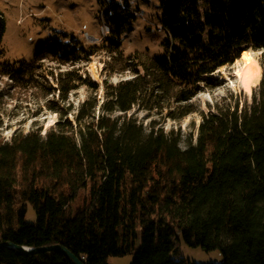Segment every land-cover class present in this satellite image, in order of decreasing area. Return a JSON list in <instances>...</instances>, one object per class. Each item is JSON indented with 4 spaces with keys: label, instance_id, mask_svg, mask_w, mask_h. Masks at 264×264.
<instances>
[{
    "label": "trees",
    "instance_id": "1",
    "mask_svg": "<svg viewBox=\"0 0 264 264\" xmlns=\"http://www.w3.org/2000/svg\"><path fill=\"white\" fill-rule=\"evenodd\" d=\"M159 3L168 38L166 54L155 58L120 51L121 34L135 19L126 0H101V17L112 29L102 45L56 37L33 62L17 64L4 61L7 21L0 12V75L59 116L44 136L37 126L0 140V243L60 244L86 264H109L132 253L142 227L132 264H194L172 258L180 255L179 238L220 250L219 264H264V71L251 104L241 108L231 95L201 113L196 143L186 149L174 130L155 123L145 129L128 115L136 107L176 121L196 113L192 100L216 84L219 69L264 49V0ZM101 51L111 57L108 68L133 74L118 84L105 81L101 102L100 86L76 69L49 72L56 86L45 78L44 59L75 64ZM79 86L94 94L71 123L68 99ZM29 206L35 223L27 221ZM0 264L72 263L59 252L3 247Z\"/></svg>",
    "mask_w": 264,
    "mask_h": 264
},
{
    "label": "rangeland",
    "instance_id": "2",
    "mask_svg": "<svg viewBox=\"0 0 264 264\" xmlns=\"http://www.w3.org/2000/svg\"><path fill=\"white\" fill-rule=\"evenodd\" d=\"M111 1V0H106ZM124 1V0H121ZM130 11L135 15L133 25L127 27L121 34L120 51L125 57L136 52L145 53L151 58L166 54L165 42L168 35L163 30V11L159 0H126ZM101 0H0V12L7 21V32L4 37L3 47L5 60L11 64L21 61L33 62L36 51L46 46L56 37L64 42H70L73 38L87 47L102 45L103 40L110 34L111 27L105 24L101 17ZM106 27L109 31H106ZM251 52V57L262 67L264 71V49ZM111 57L106 51H101L89 57L85 62H69L60 65L55 60L44 59L43 70L45 78L56 86V82L49 75L76 69L84 78L91 80L100 86L96 93L97 100L103 101L105 81L118 84L129 80L133 74L129 70H122L117 66L115 70L108 68ZM240 60V59H238ZM237 60V61H238ZM219 69L215 75L216 80L212 88L201 89V92L192 100L196 113L182 120H172L167 112L162 115L145 112L138 107L128 115L137 118L138 123L148 129L155 123L165 132L174 130L181 135V148L186 149L190 140L196 143L198 127L201 122V113L212 111L217 101L233 95V102L239 101L240 107L251 104L254 87L250 94L240 88V80L235 71L241 69L240 62ZM93 91L87 87H77L71 92L68 104L73 109L68 119L74 123L73 117L81 104ZM57 100V99H56ZM42 101V102H40ZM43 100H39L32 94L23 91L17 93L13 82L0 75V140L9 141L15 131L24 133L33 128L41 127L44 136L48 131L55 129L59 116L50 112L43 106ZM89 190L87 193H90ZM86 193H82L80 198ZM80 204L77 199L76 205ZM27 221L36 222V214L32 206L28 207ZM143 228L139 227L133 234V251L124 257H112L109 264H132L136 252L142 245ZM180 247V255L172 256L175 260H188L194 264H219L224 261L220 250L207 252L200 248H192L185 244L181 238L176 241Z\"/></svg>",
    "mask_w": 264,
    "mask_h": 264
},
{
    "label": "bare ground",
    "instance_id": "3",
    "mask_svg": "<svg viewBox=\"0 0 264 264\" xmlns=\"http://www.w3.org/2000/svg\"><path fill=\"white\" fill-rule=\"evenodd\" d=\"M242 64L241 69L235 71L236 77L240 80V88L247 94H250L252 89L256 87L263 75L262 67L251 57V52H244L237 61Z\"/></svg>",
    "mask_w": 264,
    "mask_h": 264
},
{
    "label": "water",
    "instance_id": "4",
    "mask_svg": "<svg viewBox=\"0 0 264 264\" xmlns=\"http://www.w3.org/2000/svg\"><path fill=\"white\" fill-rule=\"evenodd\" d=\"M259 85L260 83L258 84V86ZM3 247H9V248L16 249L26 255H37V254L44 253V252H59L65 255L71 261L72 264H86L81 259H79L77 256H75L67 247L60 245V244L52 245L48 247H41V248H31V247L15 245L11 242L0 243V249Z\"/></svg>",
    "mask_w": 264,
    "mask_h": 264
},
{
    "label": "built area",
    "instance_id": "5",
    "mask_svg": "<svg viewBox=\"0 0 264 264\" xmlns=\"http://www.w3.org/2000/svg\"><path fill=\"white\" fill-rule=\"evenodd\" d=\"M106 31H107V32L109 31V28H108V27H106Z\"/></svg>",
    "mask_w": 264,
    "mask_h": 264
}]
</instances>
